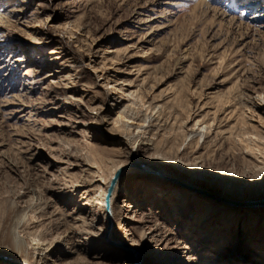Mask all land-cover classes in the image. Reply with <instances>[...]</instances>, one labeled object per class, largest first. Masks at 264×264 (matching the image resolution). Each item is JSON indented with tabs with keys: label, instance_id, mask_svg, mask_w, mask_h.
<instances>
[{
	"label": "rangeland",
	"instance_id": "obj_1",
	"mask_svg": "<svg viewBox=\"0 0 264 264\" xmlns=\"http://www.w3.org/2000/svg\"><path fill=\"white\" fill-rule=\"evenodd\" d=\"M120 112L155 117L148 134L128 136ZM156 156L182 180L127 170L101 230L144 264H264V207L204 193L264 198V0H0V256L136 264L86 236L82 203L99 191L85 186ZM129 203L161 236L126 219Z\"/></svg>",
	"mask_w": 264,
	"mask_h": 264
},
{
	"label": "bare ground",
	"instance_id": "obj_2",
	"mask_svg": "<svg viewBox=\"0 0 264 264\" xmlns=\"http://www.w3.org/2000/svg\"><path fill=\"white\" fill-rule=\"evenodd\" d=\"M134 93H135L134 91L131 92L132 95ZM156 109L159 110V107L157 106ZM154 118L155 117H153L152 115H145V117L143 119V124L134 125L131 122L124 121V117L122 116V113L120 112L118 114V116L113 121H114V123L120 125V127L127 132L128 136H130L131 138H134L135 140H140V139H142L143 136L148 134L149 125H147V124L150 123L152 120H154ZM196 125L197 124H195V126ZM208 128H209L208 126H202L196 132L197 135L202 137L204 132L207 131ZM151 144L144 143V145H146V146H148V145L151 146ZM168 161H170V165L175 163L172 160H168ZM138 163H141L142 166L141 167L135 166L133 168H127V169L125 167L127 164L120 163V164L116 165L111 170L108 177H104L103 175H101V176H99V178L97 177V178H94L92 181H90V183L85 186V187H87L86 193H94V191L96 190V191H99V194H98V197H92L90 200H87V201L82 203V206L85 207L84 208L85 217L80 218L79 220L87 225V229L85 231L86 236L87 235L94 236V237H97L100 240L108 242V243H110L111 241H114V240H116L119 243L122 242L123 249H125V251H127L129 254H132V256H134L136 264H144V257H143L144 255L141 253V251L134 244L123 241V240H117L113 236L111 237V231H110L111 227L110 226H108V228H104L103 230H101V228L99 227V224L101 222H105L106 224H108V223L110 224L113 222V225L115 226V223L117 221V217H116L117 211L115 208V202L117 200V195H118V187H119L118 181L121 179L122 175H124L126 172H128V171L132 172L134 170L136 173H140L143 175H147L150 173V171L154 170L155 174L153 173V176H156V178L163 180V181H168L170 178L172 180H175V179L182 180V179H180L177 175L173 174L169 168H167L163 165V163L161 164L160 156H156L152 159L141 160V161H138ZM178 165H180V164H178ZM88 166L91 169H97L96 171L103 173L102 170L95 165L89 164ZM121 168H123L121 170L122 173L119 172L120 176L117 179L116 183L114 184L112 192L110 194L109 192H110V188L112 186V183L116 179L117 175L119 174L118 171ZM155 169H157V170H155ZM156 171L157 172L160 171L162 174H158ZM182 185H183L182 183L179 184L180 187ZM108 189H109V191H108ZM208 191H210V190H208ZM213 193H216V194L220 195L221 197L228 199V200H231V201H250V200H245V199L232 198L225 193H218V192H213ZM179 197H184V195H179ZM84 198L87 199L86 197H84ZM214 201H216L217 203ZM253 201H258V200H253ZM208 202L216 203L215 206L218 209H220L224 206L223 204L218 203V199L214 200V198H212V201L209 200ZM105 205H106V207L108 206V208L111 207L112 218H111V216L105 217V215L97 217V215H98L97 210H100ZM244 206H246V205H243L240 207L244 208ZM259 207L260 208L264 207V205L259 206ZM134 213L135 212H134L133 205H131L130 203L127 204L125 206V217H126V219H128V221L131 224L141 225L143 228H147V230L150 231L149 234H151V236L153 238L155 236H161L160 231L156 232V231H158L156 229V228H158V223L153 222V221H152L153 223H151L149 212L140 211V212H138V214H136L137 216H135ZM256 213L257 212L251 213V215H253V214L255 215ZM262 215L264 216V214H262ZM72 235L77 237L79 235V233L74 232ZM73 236H70V237H73ZM67 238H69V236H67ZM34 240L36 242L35 245H36L37 249L42 251V255L45 256L46 253L49 251V248H43V243H40V241L38 239H34ZM182 248L185 249L186 247H182ZM2 255L7 256L10 259L18 261L20 263L29 264L26 261H23L22 259H19L15 256L11 255L10 253L6 252V253H2ZM187 257L189 258V256H185V258H187Z\"/></svg>",
	"mask_w": 264,
	"mask_h": 264
},
{
	"label": "water",
	"instance_id": "obj_3",
	"mask_svg": "<svg viewBox=\"0 0 264 264\" xmlns=\"http://www.w3.org/2000/svg\"><path fill=\"white\" fill-rule=\"evenodd\" d=\"M135 166H139L141 167V163H138V162H131L128 166H126V169L127 168H133ZM157 170V169H155ZM157 172V171H156ZM122 173V172H120ZM120 173L117 175L116 179L113 181L112 183V186L110 188V194L112 192V189H113V186L114 184L116 183L117 179L119 178L120 176ZM158 174H162L160 171L157 172ZM205 194H207V196H210L211 198H214V199H218L220 201H223L224 203H227V204H231V205H235V206H243V205H247L248 207H258V206H263L264 205V198L258 200V201H231V200H228V199H225L223 197H221L220 195L216 194V193H208V192H205ZM0 259L3 260V261H6V262H10V263H14L15 261H12L9 257L7 256H0ZM15 264H23V263H15Z\"/></svg>",
	"mask_w": 264,
	"mask_h": 264
}]
</instances>
